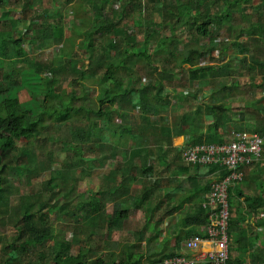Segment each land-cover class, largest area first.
<instances>
[{
    "label": "trees",
    "instance_id": "16d2710c",
    "mask_svg": "<svg viewBox=\"0 0 264 264\" xmlns=\"http://www.w3.org/2000/svg\"><path fill=\"white\" fill-rule=\"evenodd\" d=\"M16 1L20 6L0 0V9H6L0 16V221L10 216L15 226L12 239L3 244L0 264H163L180 257L183 243L203 234L208 225L210 211L204 204L210 198L213 177L205 182L202 178L213 175L216 167L188 164L192 162L185 155L186 147L173 145L175 136L187 135L193 128L195 116L181 115L178 121L162 125L159 132H150L154 128L150 118L169 111V101L161 96L166 80L179 72L187 73L194 83L208 72L234 73L233 63L242 62L238 57L213 68L201 64L210 52L201 41L224 28L233 38L222 44L224 52L233 48L246 56L252 48L263 54L261 60L252 57V65L242 67L241 72L257 71L264 81V0H45L46 6L41 0ZM107 1L132 6L133 15L137 13L133 23L123 24L131 11L107 8ZM248 9L255 21L245 27L236 25V13L252 18ZM54 44L59 45L60 55L51 63L30 55L28 46L44 49ZM79 46L89 52L87 71L98 78L97 95H91L86 85L77 94L61 87L65 73L88 80L86 70L74 59ZM146 61L148 67L156 62L158 74L149 71L152 76L144 81L134 73ZM168 66L175 71L167 70ZM249 78L254 81L253 76ZM151 88L157 89L155 94ZM201 89L192 93L196 101L205 98ZM24 91L27 95L22 100ZM130 101L140 104L136 108L142 110V123H132L133 107H126ZM207 107L212 118L209 130L188 147L227 141L220 130L233 121L230 102ZM254 116L252 124L241 123L240 131L257 132L263 147L253 163L239 165L244 178L229 188L228 264H264V104L256 107ZM47 131L55 135L49 143L52 147L59 144L64 162L55 169L54 153L49 152L53 159L46 167H53L50 179L12 205L11 178L23 168L33 171L27 166L37 164L35 146ZM130 138L135 146H129ZM107 143L123 155L122 164L113 172L118 176L122 171V181L104 180L101 192L129 194L136 174L141 175L139 193L130 204L144 210L145 227L134 234V240L124 238L103 247L95 236L122 231L129 218L130 208L124 207L128 195L111 206L98 193L80 199L78 205H66L59 204L54 191L56 180L62 181L71 166L91 160L86 151ZM21 164L28 165L21 168ZM229 173L221 172L220 177ZM76 208L82 211L76 213ZM52 214L68 220L72 215L75 231L71 237L50 225ZM169 218H176L170 235L155 243ZM171 239L174 244L168 248ZM143 243L146 251L140 250Z\"/></svg>",
    "mask_w": 264,
    "mask_h": 264
},
{
    "label": "rangeland",
    "instance_id": "374dc122",
    "mask_svg": "<svg viewBox=\"0 0 264 264\" xmlns=\"http://www.w3.org/2000/svg\"><path fill=\"white\" fill-rule=\"evenodd\" d=\"M41 1L43 5L46 6L47 1ZM110 2L108 3L107 1V8L125 13H129L131 11V13L128 15L126 14L125 18L123 19L124 25H131L134 19L137 17V13L133 15L134 10H132V6H126L124 8V6H114L113 4L111 5ZM7 3L11 7L20 6V3L16 0H7ZM39 6L41 7V4H39ZM5 10V8L0 9V16ZM247 13L248 16L250 17L251 15L252 18L243 19V16L236 13V25L245 27L249 26L250 22L252 23L255 21V16L253 15L252 11H250V9L247 10ZM166 34L169 35L170 33L167 31ZM231 35L230 32L226 30V28H224L214 33V35H211V37L203 39L201 41V44L207 47L210 52L203 57V59L201 60V64L213 68L216 66H221L229 61L232 62V59L238 57L242 60V62L235 61L233 63L234 73L212 74L211 72H208L206 73L205 78L199 79L196 83L192 82L185 72H179L174 79H167L165 82V91L162 93L161 97H164L167 101H169V111L151 115L152 117L150 118V123L154 128H151L150 132H159L162 125L165 126L167 124H172L175 121H178L181 115H185L186 113H188L189 115L195 116L192 121L193 128L189 130V133L187 135L175 136L173 138V145L188 148V145H190V141H193L195 138H197L200 133H203L205 135L207 133V130H209V122L212 118L208 117L209 107H207V105L217 102H230L232 106L231 112L233 117H239L240 114H242V118L240 121L233 120L226 127L220 130L221 136L223 135L226 140L231 138L233 131L241 130L240 128L242 124H252L253 120H255L256 118V116H254V113H256V107L264 104V81L261 73H258L257 71H255L254 73H247L244 69L241 72V69L242 67H250L252 65L251 58L254 56L261 60L263 54H257V51L252 48L246 56L236 54L233 48H230L226 52H224L222 50V44L225 42V40L232 41L233 38ZM243 40L247 42L249 39L244 38ZM58 47V44H54L44 49L38 48V45H35L33 47L28 46V48H30L31 50L30 55L33 59H40L41 61L46 63H51L54 58L60 55ZM74 56V59L80 61L81 67H84V69L86 70L85 77L88 80L81 79L80 75H71L69 73H65L62 74L60 78L61 87L68 90L72 89L77 94L81 86L86 85L91 88V95H97L99 85L98 83H96V81H98L96 79L98 78H95L90 70L87 71L89 52L86 51V48L79 46L77 49L75 48ZM148 63L149 62L146 61L145 63H140L138 66H136L137 68L136 72L134 73V77L138 78L140 76L142 77V79H144V81L148 80L152 76L148 74L149 71H152L153 75L157 77L158 73H156V62L152 65L153 67L146 66ZM166 69L169 71L173 70V72L175 71L173 66H168ZM249 76H253L254 81H251ZM199 86L202 87L201 94L205 98L203 100L196 101L192 96V93L197 92ZM156 91V88H151V94H155ZM26 95L27 93L25 91L22 92L20 95L21 99L25 100ZM139 105V103H134V101H130L128 102V105H126V107L128 108L133 107V115H135V117L133 115L131 116L132 123L138 124L142 121L140 118L142 110L140 108H136ZM244 130L249 131L247 129ZM43 138H45L44 142L42 141ZM49 138L55 140V135L53 133H49V131L43 133L40 138L41 141L35 146V151L38 157L37 164L31 165V167L27 166V168H34L33 171L30 172L27 169L23 168L28 164H21V168L23 169H21L19 172L17 171L16 175L13 176L14 178H11L12 205L18 203L22 195L31 194L34 193V191L40 190L42 188V183L50 179V175L53 172V167L51 166L49 170L46 167L48 166L49 160L51 161L53 159H50L49 152L54 153L55 169L57 165H61V163L64 162L63 153L57 149L59 144L56 143L54 147H52L49 143ZM178 139L182 140L180 141ZM128 141L130 147L135 146L132 138H130ZM110 146L111 144L107 143L105 145L98 146V149L93 148L86 151L85 156L91 157V160H87L84 163H77L71 166L69 174H64L62 181L56 180V182L59 183H57L58 188L56 189V191H54V194H57L59 204L78 205L80 204V199L90 196L93 193H98L100 196H102L104 198V201L108 203L109 206H111L110 203H113V201H119L126 195H128L127 198L129 199V201H132L136 197V195L139 193V188L141 187L139 182L142 180V178L140 177L141 175L136 174L135 171L134 173L136 174V180L134 181L133 187L130 189L129 194L128 192L120 193L119 195L102 194L101 190L103 189L102 185L104 180L111 179L110 181H122V171L118 172V176L117 172H113L118 165L122 164L120 162L123 161V155H119L114 145L113 149H111ZM200 146L194 145L192 147L193 149H198ZM110 173H113L116 178L112 179V174ZM206 180L207 178L202 179L203 182H205ZM188 184L190 185V183L187 182L186 185L188 186ZM45 192L47 195L50 194V191ZM128 199H124V207L127 206L130 208L129 218L124 222L122 231H116L110 234V236H107L105 232L100 237L95 236L98 238V242L102 243L101 245L103 247L105 245L110 246L114 242H121V240H123L124 238L134 240V234L144 229V210L142 208L136 209L134 208V206H131V201L128 202ZM212 203L214 202L212 201ZM75 211L76 213H80L82 209L76 208ZM71 217L72 215L70 214L68 220L66 217L52 214L49 218L50 225H54L57 228H62V230L65 232L66 238H69L71 237L73 230L75 231V225L73 221H71ZM176 218H169L165 220L164 230L158 234L155 243L161 242L163 239H165V237H168L170 235L169 228L176 221ZM12 222L13 221L10 216H5L0 221V254L3 250V244L6 243V241H10L15 233V226ZM201 236L202 234H195L193 238ZM52 239H49V241L53 242ZM188 239L190 240L191 238ZM222 241H224V244H227V241L225 242L224 239H221V241H217L216 244L214 242H209L204 237V239L202 240L203 243L200 242L199 247L195 249L196 259H203L199 263L208 264V259L210 258V256H212V254L214 256V254L219 253L218 247L222 248ZM173 244L174 241L173 239H171L168 244V248H171ZM102 246L101 248H103ZM140 250H147L144 243L142 244Z\"/></svg>",
    "mask_w": 264,
    "mask_h": 264
},
{
    "label": "built area",
    "instance_id": "2783aa9c",
    "mask_svg": "<svg viewBox=\"0 0 264 264\" xmlns=\"http://www.w3.org/2000/svg\"><path fill=\"white\" fill-rule=\"evenodd\" d=\"M263 138L258 133L240 132L236 134V139L229 144L217 145L212 143H202L198 149L193 147L186 148L185 155L189 162L194 164H215L225 168L231 175L222 180L215 181L209 201L205 206L209 209L208 225L204 227L201 237H190L185 244L186 252L180 257L171 258L164 261L163 264H200L203 259H196V248L199 247L202 240L207 239L214 242L224 239L227 241L226 231L228 222L231 218L228 191L232 183L237 179H242V174L238 168L243 163H253L261 155ZM188 162V161H187ZM212 201L214 203H212ZM221 247H218V254H212L208 259V264H228L230 259L228 245L222 241ZM224 248V249H223ZM220 249V250H219Z\"/></svg>",
    "mask_w": 264,
    "mask_h": 264
},
{
    "label": "clouds",
    "instance_id": "9594fccd",
    "mask_svg": "<svg viewBox=\"0 0 264 264\" xmlns=\"http://www.w3.org/2000/svg\"><path fill=\"white\" fill-rule=\"evenodd\" d=\"M241 115V114H240ZM232 118H233V120H235V121H240V116L239 117H233L232 116ZM240 132H246V133H255L254 131H245V130H243V131H240V130H235V131H233L232 132V136H231V138L230 139H228L226 142H224V143H212V144H217V145H223V144H229V143H231L232 141H234L235 139H236V134H238V133H240ZM257 133V132H256ZM203 143H208V142H203ZM262 147H263V144H262ZM261 152H262V150H261ZM188 164H190V165H203V166H210V167H212V166H215V167H217L218 168V170L214 173V175L212 176L213 177V181H212V186H211V192H210V194L209 195H211V193H212V190H213V184H214V182L215 181H218V180H222L223 178H225L226 177V175L224 176V177H220V173L222 172V173H229V171L228 170H226L225 168H222V167H220L219 165H215V164H201V163H197V164H194V163H188ZM239 169V168H238ZM240 173L242 174V178H244V174H243V171H240ZM229 175H231V173H229V174H227V176H229ZM235 183V182H234ZM234 183H232L231 185H233ZM230 188V187H229ZM230 192L228 191V196H230ZM209 199L210 198H208V200L207 201H209ZM206 201V202H207ZM205 202V203H206ZM228 204H229V198H228ZM205 205V204H204ZM229 210H230V208H229ZM186 242V241H185ZM183 244H185V243H183ZM186 252V250H185V246H183L182 245V253L181 254H183V253H185ZM181 254H180V256H181Z\"/></svg>",
    "mask_w": 264,
    "mask_h": 264
},
{
    "label": "crops",
    "instance_id": "0c3cea01",
    "mask_svg": "<svg viewBox=\"0 0 264 264\" xmlns=\"http://www.w3.org/2000/svg\"><path fill=\"white\" fill-rule=\"evenodd\" d=\"M212 167H215V166H212ZM218 170V168L216 167V170H215V172ZM214 175V174H213ZM213 175H207L206 177H204V178H209V177H212ZM204 178H202V179H204Z\"/></svg>",
    "mask_w": 264,
    "mask_h": 264
},
{
    "label": "bare ground",
    "instance_id": "6f19581e",
    "mask_svg": "<svg viewBox=\"0 0 264 264\" xmlns=\"http://www.w3.org/2000/svg\"><path fill=\"white\" fill-rule=\"evenodd\" d=\"M208 249H209V247H208Z\"/></svg>",
    "mask_w": 264,
    "mask_h": 264
}]
</instances>
